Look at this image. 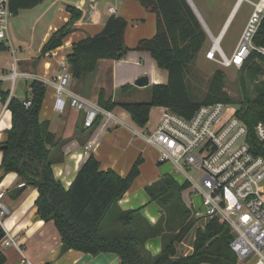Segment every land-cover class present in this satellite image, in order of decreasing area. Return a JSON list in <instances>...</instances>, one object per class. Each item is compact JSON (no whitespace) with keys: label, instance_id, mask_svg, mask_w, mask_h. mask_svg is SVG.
<instances>
[{"label":"trees","instance_id":"1","mask_svg":"<svg viewBox=\"0 0 264 264\" xmlns=\"http://www.w3.org/2000/svg\"><path fill=\"white\" fill-rule=\"evenodd\" d=\"M144 8L156 15L155 33L149 38L139 39L134 50L150 53L157 66L167 71L166 83H153L148 87L146 101L113 100L106 97L103 90L97 94V103L108 110L115 106L124 108L132 122L144 127L153 106L166 107L186 118L193 115L202 104L218 101L232 104L230 113L236 114L247 125L251 139L254 126L264 124V80L255 81L264 73V59L251 52L247 61L238 69L253 81L254 95L244 96L235 108L230 96L224 91V73L216 69L209 80L205 95L196 99L189 89L185 76L190 64L207 39V33L188 0H137ZM12 15L21 9H31L42 0H8ZM69 20L58 27L42 45L41 52L52 51L60 46L82 18V11L72 5L66 7ZM127 20L122 15H111L99 33L88 35L72 43L66 56V65L73 78L92 72L97 61L103 58L119 60L130 50L123 42ZM257 46L264 45V19L258 25L253 37ZM7 45L0 42V50ZM245 79L240 76L239 82ZM28 94L21 99L10 97L8 109L11 126L1 145V168L4 173L13 171L20 177L21 185L11 191L12 197L20 195L27 185L37 189L35 200L36 216L52 221L61 242L70 249L88 254L113 252L118 264H237V256L230 249L233 238L228 224L215 217H207L203 224L195 227L197 220L182 200L180 184L169 174L159 175L144 186L151 201L157 203L161 214L154 224H150L138 209L122 210L118 202L139 175L141 156L123 176L112 168L101 169L100 162L93 154L82 162L71 185L65 189L60 180L55 179L52 163L59 148L60 139L49 130L48 120H41L46 86L40 80L32 79ZM0 82V99L6 98ZM135 86L123 84L119 93L128 95ZM31 100L29 106L24 101ZM95 121L94 125L98 122ZM263 153V151H261ZM194 228V229H193ZM192 233L189 254L178 252V245ZM5 235L0 225V240ZM160 236L161 248L158 254H151L145 247V240ZM6 257L0 250V264Z\"/></svg>","mask_w":264,"mask_h":264},{"label":"crops","instance_id":"2","mask_svg":"<svg viewBox=\"0 0 264 264\" xmlns=\"http://www.w3.org/2000/svg\"><path fill=\"white\" fill-rule=\"evenodd\" d=\"M191 2L207 28L210 25L214 28L218 26L219 30L216 35H220L221 38L229 29L232 18L236 15L241 3H249L246 0H191ZM195 3L200 5L206 17L198 11ZM68 5L81 10L82 18L75 23L73 30L63 39L60 46L53 48L52 51L42 53L41 47L53 31L69 20L70 16L66 9ZM108 8H113L114 12H109ZM23 10H27V15L32 19V22L40 24V38L35 54L28 55L24 50L20 48L14 50L7 44L6 49L0 50L2 91L9 93L10 86H13L12 82L15 83L17 79H21L25 83L22 92L11 91V96L17 99L22 100L28 94L30 80L37 79L45 82L44 80H50L54 75H57L61 67L66 65V56L71 51L72 43L88 35L99 33L111 15H122L126 18L127 25L124 30L123 42L130 50L119 60L107 58L98 60L94 71L87 72L79 78L70 76L67 86L68 93L90 99L100 106L97 103V94L100 90L104 91L106 97H112V101L127 100L126 95L119 93V88L123 84L135 86L134 81L138 76L145 75L149 79V84L144 89H148L153 83H166L168 80L167 71L157 66L149 52L134 50L139 39L149 38L156 31L155 13L144 8L137 0H42L35 7ZM213 10L218 12L216 22L213 20ZM248 16L241 23L238 37ZM213 22L215 23L213 24ZM4 38L8 40L7 35ZM0 42L4 43L5 41L1 39ZM14 71L17 75L12 80L11 75ZM45 86L44 100L39 112L40 119L48 120L49 130L60 139L59 148L54 154L52 163L55 179L60 180L63 187L67 189L73 182L78 168L90 154H93L100 162L102 170L112 168L123 176L138 156L146 161L147 154L154 153V158L149 160L148 166L146 163L139 165V175L118 202L122 210L138 209L150 224H154L161 214V209L145 193L144 186L162 174H169L180 184L183 183L173 174V172L175 173L173 166L172 169L165 165L159 166V162L155 161L158 157L157 148L146 144L142 137L145 132L154 130L162 107L153 106L150 109L149 119L144 127L136 126L124 108L115 106L110 110L112 117L109 119L104 117L99 119L93 127L84 128L82 113L70 108L62 113L52 110L54 88L47 81ZM1 107L2 103L0 102V109ZM154 109H158L159 113L151 118ZM1 116L0 145L5 141L7 129L11 126L9 109L6 108ZM86 146L89 147L86 148ZM1 159L2 150H0V163ZM21 182L17 173L13 171L4 173L0 165V190L3 191V201L9 208V215L4 217L1 227L3 231H7L13 237L22 248L25 257L33 264H118L117 255L110 251L91 255L69 248L61 252L62 242L53 222L41 220L36 216L34 203L38 195L37 189L27 185L20 195L11 196V191L21 185ZM181 192L182 200L187 207L188 192L185 189ZM144 243L151 254L155 255L160 251V236L148 238ZM183 243L178 245L179 250ZM191 244L192 242L185 247V251L181 252L180 250V252L189 254ZM0 250L6 257L5 264H20V254L15 247L0 245Z\"/></svg>","mask_w":264,"mask_h":264},{"label":"built area","instance_id":"3","mask_svg":"<svg viewBox=\"0 0 264 264\" xmlns=\"http://www.w3.org/2000/svg\"><path fill=\"white\" fill-rule=\"evenodd\" d=\"M246 1L252 5L251 12L230 55L225 54L221 45L214 49V35L206 26L212 46L205 56L224 68L239 69L251 52L264 59V45L253 43L258 25L264 19V0ZM8 3V0H0V39L6 37L12 16ZM108 11L112 13L114 9L108 8ZM16 75L14 71L12 80ZM69 78L68 68L63 65L57 75L44 80L54 88V112L62 113L70 108L82 113L84 128L93 127L98 118L112 117L110 110L90 99L68 93ZM11 91L5 99H0V119L8 108ZM24 104L29 106L31 100L24 101ZM231 107L232 104L221 101L202 104L186 118L162 107L154 130L145 132L142 137L146 144L157 148L158 162L172 164L175 173L188 185L185 190L191 216L215 217L229 225L233 234L229 246L237 256V264L242 260L249 264H264V124H255L254 139H251L247 125L229 112ZM2 197L3 191L0 190V225L9 215ZM0 245L15 247L20 254V264H33L7 231Z\"/></svg>","mask_w":264,"mask_h":264},{"label":"rangeland","instance_id":"4","mask_svg":"<svg viewBox=\"0 0 264 264\" xmlns=\"http://www.w3.org/2000/svg\"><path fill=\"white\" fill-rule=\"evenodd\" d=\"M195 4L198 11L201 12L204 17H206L204 12H202L200 8V5H198L197 3ZM251 8H252L251 4L242 2L239 8L237 9L236 15L232 18V21L228 27L229 29L225 32V34L221 38L219 44L221 45L226 55H230L232 53L233 48L236 45L235 43L238 38V33L240 30L241 23L243 19L248 16L249 12L251 11ZM217 13L218 12H215V10H213L214 21L216 20ZM215 22H213V24ZM209 28L212 34L216 36L219 30L218 26L214 28L212 25H210ZM6 34L8 36V40L7 38H4L3 41H5V43L8 46L12 47L14 50L20 48L24 50L26 54L34 55L36 52L37 43L40 38V24H37L36 22H32V19L27 15V10L21 9L16 15L11 16V19L9 20V24H8V29L6 30ZM211 46H212L211 41L207 36V39L203 43L202 48L200 49L199 53L196 55L193 62L189 66L190 69L188 74L185 76V78L187 80L191 94H193V96L196 99H202V97L205 95L204 93L207 90L212 73L218 68L221 69L224 73L223 89L230 96L234 104L235 103L239 104L240 102H242L244 96H248L251 98V96L254 95V92L252 91L253 81L245 77L243 72L235 67L224 68L220 66L218 63H215L214 61H211L208 58H206L205 56L206 52ZM240 76H242L245 79V81H243L242 84H240L239 82ZM260 80H264V73L258 75L255 81H260ZM12 83L13 86L12 87L10 86V89L12 91L14 90L15 93L22 92L24 86L23 84H25L23 80L17 79L15 83L14 81ZM126 96H127V100L129 101H146L149 99L148 89L147 88L144 89V87L142 88L138 86ZM158 113H159L158 109H154L151 113V118L153 116H156ZM153 154L148 153L147 154L148 159L146 158V161L142 159V163H146L148 166L150 163L149 160L150 159L152 160V158H154ZM155 161L157 162L158 160L156 159ZM160 165H165L166 167L168 166L169 169L172 167V164L169 163H159V166ZM173 174L178 177V180L180 182L183 181V178L180 175L174 172ZM194 176L196 179H198V176L196 174ZM187 200H188V196H187ZM204 222L205 220L198 219L195 221L194 225L196 227L200 224H203ZM192 236L193 233L191 232L185 238L184 243L181 245L180 248L181 252L185 251V247L190 245V243L192 242L191 241ZM180 250L178 249L179 253H181ZM238 264H249V263L247 260H242L238 262Z\"/></svg>","mask_w":264,"mask_h":264},{"label":"water","instance_id":"5","mask_svg":"<svg viewBox=\"0 0 264 264\" xmlns=\"http://www.w3.org/2000/svg\"><path fill=\"white\" fill-rule=\"evenodd\" d=\"M188 2L190 3V5H191L193 11L196 13L197 17L199 18V21L201 22L202 27H203V28L205 29V31L207 32L206 25H205L204 21L202 20L200 14L196 11V9H195L193 3L191 2V0H188ZM218 36H220V35H218ZM148 84H149V79H148L147 76H145V75L138 76V77L136 78V80L134 81V85H135V86H138V87H146ZM234 107H235V108H238V107H239V104H235ZM4 147H5L4 144H3V145H0V150H3ZM61 245H62V247H61V252H64V251H66V250L69 249L68 245H65V244H63V243H62Z\"/></svg>","mask_w":264,"mask_h":264},{"label":"bare ground","instance_id":"6","mask_svg":"<svg viewBox=\"0 0 264 264\" xmlns=\"http://www.w3.org/2000/svg\"><path fill=\"white\" fill-rule=\"evenodd\" d=\"M220 39H221V36H218L217 37V35L216 36H214V38H213V40H212V44H213V47H214V49L215 50H217V48H219V46H220Z\"/></svg>","mask_w":264,"mask_h":264}]
</instances>
